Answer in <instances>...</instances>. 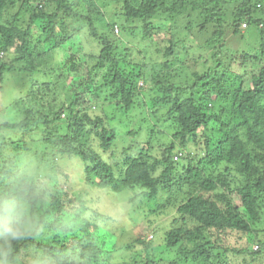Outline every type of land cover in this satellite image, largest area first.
Here are the masks:
<instances>
[{"label":"trees","instance_id":"16d2710c","mask_svg":"<svg viewBox=\"0 0 264 264\" xmlns=\"http://www.w3.org/2000/svg\"><path fill=\"white\" fill-rule=\"evenodd\" d=\"M113 1L123 6L119 23L117 14L113 21L96 6L95 15L107 20L99 30L94 14L83 15L79 5L68 0H0V80L17 73L20 65L31 66L30 101L47 92L52 103H60L52 110L49 103L26 109L23 121L0 126V137L8 130L46 128L42 141H0V177L11 178L15 169L8 166L24 162L48 185L47 199L44 193L37 198L39 230L11 240V251L0 260L21 264L23 253H31L42 256L44 264H264V235L257 231L264 217V0H235V27L226 31L221 11L226 0ZM56 5L60 14L49 12ZM73 19L75 24L81 19L89 23L88 38L100 51L84 55L87 78L70 87L61 101L54 98V62L49 56L35 57L29 42L33 26H44L56 40L61 38L50 49L52 55V49L83 36L81 27L69 33ZM242 25L257 42L255 55L243 53L239 64L254 60L260 68L251 74L228 73L223 61L238 59L217 56L228 48L225 35H247ZM206 29L212 36L201 39ZM159 31L170 39L155 47ZM124 34H132L133 44L121 43ZM112 35L117 39L110 41ZM143 42L149 47L139 50ZM118 45H123L125 59L118 56ZM209 48H215L212 68L194 72L186 87L169 82L171 73L184 64V50L185 55L198 51L203 58ZM134 54L140 56L131 70ZM71 68H82L74 56ZM149 75L154 86L147 88L141 81ZM247 81L249 88L244 87ZM217 110L225 117L214 113ZM156 130L168 136H163L165 142ZM120 138L133 145H121ZM139 138L144 141L138 144ZM155 144L158 157L152 153ZM72 164L82 169L87 190L79 189L64 169ZM92 188L133 196L130 210L147 224L152 240L140 234L131 252L138 245L147 253L131 258L126 256L129 250L120 248L126 254L111 263L101 238L102 216L86 202Z\"/></svg>","mask_w":264,"mask_h":264},{"label":"rangeland","instance_id":"374dc122","mask_svg":"<svg viewBox=\"0 0 264 264\" xmlns=\"http://www.w3.org/2000/svg\"><path fill=\"white\" fill-rule=\"evenodd\" d=\"M228 1V4L226 6H222L221 11L227 21V26L225 27V31L229 29V27L234 28L235 23L233 19L234 18V10L237 6V2L235 0H226ZM70 5H79V9L82 12L83 15L89 17L94 14L95 19H97V26L99 27V30H102L106 27L107 20L106 19H99L100 16H96L93 11H96V6L101 8V11L105 14L106 18H111L114 21V14H117V23H119V16L118 13H120L121 8L123 6L120 5V3L113 1V0H68ZM97 5H96V4ZM232 3V4H230ZM240 5V4H239ZM57 12L60 14V10H58L57 5L55 7H51L49 12ZM63 12V11H62ZM63 14V13H62ZM188 15V13L186 14ZM68 15L65 14L63 18H67ZM67 20V19H66ZM75 19H73L71 22H69L68 31L69 33L73 32V30L77 29L78 27H81L82 35L80 38L73 39L71 41H68L67 43H63L61 47L58 49H55L51 51L52 55H49V51L51 48H53L57 43L58 40H56V37H53L50 31H46L44 26H40L38 23L33 26L31 30V38H30V47H31V53L35 56H49V61L54 62L53 64L56 66V77L54 76L53 83L57 84L56 89V95H54V98L60 99L61 101H65V97L68 94V90L70 87H77L78 84L82 83L84 79L87 78L85 74V70H83L85 64L84 62V55L88 56L92 53H96L100 51V47L97 44L92 45L91 39H89L91 36L89 34V23L80 20L78 24H75ZM59 23L63 26V22L59 21ZM167 24L169 22H166ZM121 25V24H119ZM229 25V26H228ZM120 27V26H119ZM142 27H140L141 29ZM117 29V28H116ZM115 29V30H116ZM198 30V28H196ZM209 29V28H208ZM241 31H244V33L247 32V35L243 37L242 39H235L233 37H228L225 35V43L228 44V48L226 46V49L224 51V55L217 56L218 59H238V63H235L231 60H224V68L229 73L231 70L232 72H239V74H244L247 72L248 74H251L257 69H259L260 64H256V61L250 60L249 63H244L245 65L239 64L243 61V53L245 54H252L256 52L255 42L257 40L254 38L253 32L249 29L244 27L240 28ZM250 30V31H248ZM199 31V30H198ZM117 33V31H116ZM197 31H195V34ZM212 30H204L202 31L199 36L201 39H210L212 36ZM132 34H124L121 38V43L124 45H130L133 44L134 40L131 37ZM121 36V32L119 35V38ZM89 37V38H88ZM118 35H112L110 41H113L114 39H117ZM169 35L165 34L163 31H159L154 34V41L155 47L156 44H159L158 41L162 40H169ZM146 42L141 43L139 46V50L142 49V46H146L148 48L149 46L145 44ZM215 49V48H214ZM210 49L209 51L203 52V58H201V54L198 51H191L188 55H185V50L183 53H181L182 59L184 61V64L182 66H178V73H171V76L169 77V82L172 84H177L179 87L181 86H188L191 83L192 76L194 77V72L196 73H203L207 70V68H212L214 60L211 58L213 54H215V50ZM115 51V50H114ZM125 49L123 45H118L117 53L120 59H125L124 53ZM126 53V52H125ZM75 57V60L82 64V68L78 71H75L73 68H71V57ZM139 55L134 54L129 59L132 61L131 70H133L135 62H137V58ZM156 59H158V55L154 56ZM46 59V60H47ZM254 59V58H252ZM44 60V61H46ZM9 59L6 58L5 62H8ZM43 61V62H44ZM48 62V61H47ZM246 62V61H245ZM203 63L205 65L203 66ZM1 64V63H0ZM43 65H45L43 63ZM53 65V66H54ZM54 66V67H55ZM35 67H39L35 65ZM206 69V70H204ZM30 70L31 66L28 68L25 65L19 66V71L17 73L13 74H5L4 80H0V126L3 124H15L23 121L25 117V111L26 109H32L37 108L40 109L41 105H45L46 103H49L51 105L50 110H52V106L55 107L57 104L60 103H52L51 98H49L50 93H47L40 99L35 101H30L31 99V79H30ZM57 70L59 72L57 73ZM84 72H83V71ZM82 71V72H81ZM221 72V75L223 74L224 70L219 69ZM63 72V73H62ZM87 73V72H86ZM62 75V77H60ZM40 78V77H39ZM84 78V79H83ZM141 85L145 83L146 87H153L154 81L152 76H147L144 78V80L141 81ZM37 87L41 89V83L36 82ZM54 84V85H55ZM245 88L250 87V82L247 81L244 85ZM67 88V89H66ZM30 94V95H29ZM190 94V93H189ZM189 96V95H187ZM228 102V101H227ZM39 103V104H38ZM94 100H90V104H94ZM229 104V103H228ZM226 107V104L225 106ZM43 112H48V110L45 108L43 109ZM214 113L221 116V118L225 117V114H222L221 110L214 111ZM116 123V121H115ZM155 125V124H154ZM153 125V126H154ZM158 129V128H157ZM43 130V131H42ZM45 131L46 128L41 127V129H35L30 132H19V131H4L0 137V141H14V143H20L22 140H30L33 141H42L45 138ZM145 133V132H144ZM142 133V134H144ZM156 133H158L157 136H160L162 138V141L165 142V139L163 136H166L161 130H156ZM165 138H168L166 136ZM164 139V140H163ZM121 145H125L126 142L129 144L127 148H130L133 144L127 140V139H121ZM144 139H138V144L142 143ZM31 143V142H30ZM158 144H155V150L152 149V153L155 157H158ZM180 158V154L178 155ZM175 161H178L176 157H174ZM115 164V162H114ZM69 175L73 178L75 182L78 183L80 188L85 187L86 184H84V176L82 174V169L77 166V164H72L64 168ZM214 173V172H211ZM50 185V184H49ZM76 190H78L77 187H75ZM91 196H88L86 199L87 205L89 208H91L93 211H96L98 214L102 216V241L104 243L105 248L109 253L111 254V263H118V261H121L122 255L126 252L120 251V248H124L125 250H129V253L126 254L131 258H139L141 255H144V253H147V250H143L141 246L136 245L134 252H131L132 247L134 246L133 242L136 240L140 234H143L145 236L149 235L148 240H152V233L149 234V228L147 227V224L143 221H140V219L136 220L138 215L133 213L130 210L131 204L130 200L133 198L132 195L126 193H121L120 195H115L111 191L106 190H99L92 188L90 190ZM215 194H222L219 192H216ZM165 195H161L160 198H164ZM209 197V195H208ZM172 218V215H168L165 219L167 222H169ZM136 220V221H135ZM162 221L158 223H162ZM156 224L155 226H159V224ZM168 226V225H163ZM162 226V227H163ZM257 231L260 235H264V217L260 222L257 224ZM262 236L259 237V240L262 239ZM128 246H130L128 248ZM246 247V246H244ZM253 250L258 252L259 247L258 243H254ZM33 254L31 253H23V256L21 259V264H28L29 259L32 257ZM24 256L26 257L25 260H23ZM259 257V256H258ZM258 259H263L262 257ZM23 260V261H22ZM236 264H240L237 261Z\"/></svg>","mask_w":264,"mask_h":264},{"label":"clouds","instance_id":"9594fccd","mask_svg":"<svg viewBox=\"0 0 264 264\" xmlns=\"http://www.w3.org/2000/svg\"><path fill=\"white\" fill-rule=\"evenodd\" d=\"M118 32V31H117ZM15 169L11 178L0 177V255L11 251L10 242L39 230L36 216L37 198L44 193L47 199L48 185L41 184L42 176L30 164H10ZM0 264L5 261L0 260ZM28 264H44L42 256L29 259Z\"/></svg>","mask_w":264,"mask_h":264}]
</instances>
